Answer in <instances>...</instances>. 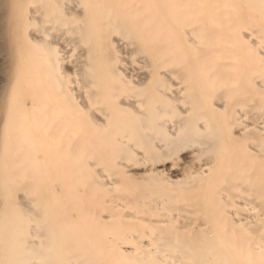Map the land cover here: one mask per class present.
<instances>
[{"label":"bare ground","instance_id":"bare-ground-1","mask_svg":"<svg viewBox=\"0 0 264 264\" xmlns=\"http://www.w3.org/2000/svg\"><path fill=\"white\" fill-rule=\"evenodd\" d=\"M7 5L0 264H264V0Z\"/></svg>","mask_w":264,"mask_h":264},{"label":"rangeland","instance_id":"rangeland-1","mask_svg":"<svg viewBox=\"0 0 264 264\" xmlns=\"http://www.w3.org/2000/svg\"><path fill=\"white\" fill-rule=\"evenodd\" d=\"M7 1L8 0H0V152H1V148L3 147L2 146L3 145L2 143V122L3 121L2 120L4 118L3 117L5 114L4 108L6 106V103L4 102L5 101L4 97L7 91L8 80H9L8 78L10 76V69H11V66H10L11 58H9L11 56L9 52L10 43L7 39L9 37L7 36L9 35V30H7L8 24L6 21V18L8 17L6 16L8 13L7 12L8 10ZM59 154H61V151L59 152ZM57 166H56L57 168H55V170L52 173L53 175H58V178L62 179V174H65L66 170L61 167V164Z\"/></svg>","mask_w":264,"mask_h":264}]
</instances>
